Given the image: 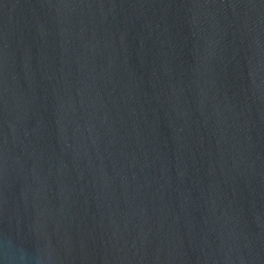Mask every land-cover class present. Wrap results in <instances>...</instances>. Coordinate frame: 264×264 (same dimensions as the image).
<instances>
[{
	"label": "water",
	"instance_id": "1",
	"mask_svg": "<svg viewBox=\"0 0 264 264\" xmlns=\"http://www.w3.org/2000/svg\"><path fill=\"white\" fill-rule=\"evenodd\" d=\"M0 264H264V0H0Z\"/></svg>",
	"mask_w": 264,
	"mask_h": 264
}]
</instances>
